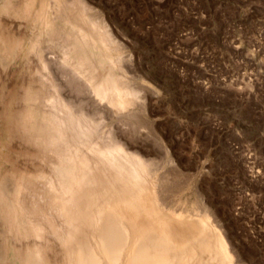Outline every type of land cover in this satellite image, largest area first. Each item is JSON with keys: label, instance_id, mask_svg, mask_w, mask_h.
Returning <instances> with one entry per match:
<instances>
[{"label": "bare ground", "instance_id": "6f19581e", "mask_svg": "<svg viewBox=\"0 0 264 264\" xmlns=\"http://www.w3.org/2000/svg\"><path fill=\"white\" fill-rule=\"evenodd\" d=\"M4 8L0 264H238L203 201L170 206L185 173L140 146L149 104L104 16L87 0Z\"/></svg>", "mask_w": 264, "mask_h": 264}, {"label": "rangeland", "instance_id": "374dc122", "mask_svg": "<svg viewBox=\"0 0 264 264\" xmlns=\"http://www.w3.org/2000/svg\"><path fill=\"white\" fill-rule=\"evenodd\" d=\"M87 1L142 80L152 123L140 146L185 173L167 187L170 206L197 196L238 264H264V0Z\"/></svg>", "mask_w": 264, "mask_h": 264}]
</instances>
